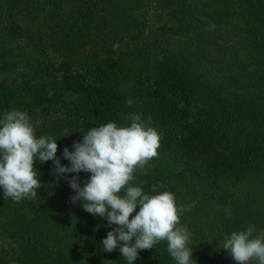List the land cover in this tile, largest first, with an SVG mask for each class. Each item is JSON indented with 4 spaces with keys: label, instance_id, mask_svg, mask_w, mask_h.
<instances>
[{
    "label": "trees",
    "instance_id": "1",
    "mask_svg": "<svg viewBox=\"0 0 264 264\" xmlns=\"http://www.w3.org/2000/svg\"><path fill=\"white\" fill-rule=\"evenodd\" d=\"M193 1L167 0L165 6L177 10ZM149 3L0 0V118L7 111H26L37 137L55 138L57 157L70 167L63 150L74 151V138L82 141L88 130L108 122L127 125L129 121L121 113L136 112L158 131V153L167 166L171 160L185 166L182 175L190 190L223 177H261L264 132L246 130L233 135L234 113L226 116L224 107L236 98L233 84L245 64L229 66L227 75L214 74L200 63L146 54L136 39L134 52L112 45L104 46L103 54L94 47L87 49L90 26L98 13L101 20L96 24L110 20L128 24L135 21L128 19L134 9ZM247 3V16L242 17L247 21L241 40L243 58L264 60V0ZM211 5L218 16L230 12L224 6ZM80 10L85 14L80 22L63 17L68 11ZM118 31L113 29L115 34ZM101 35L104 40L111 38L109 33ZM129 99L132 106L127 105ZM35 166L42 182L35 199L14 202L5 199L0 188V227L10 232L18 264H107L102 241L112 230L108 222L86 212L82 201L71 202L66 192L72 197L75 191L63 177L57 181L51 174L52 161L41 164L37 160ZM76 175L83 187L86 173L65 174L69 179ZM159 175L144 176L145 194L168 191L172 179ZM154 185L157 193L152 192ZM158 246L141 250L136 264H168L161 261L167 253Z\"/></svg>",
    "mask_w": 264,
    "mask_h": 264
},
{
    "label": "rangeland",
    "instance_id": "2",
    "mask_svg": "<svg viewBox=\"0 0 264 264\" xmlns=\"http://www.w3.org/2000/svg\"><path fill=\"white\" fill-rule=\"evenodd\" d=\"M166 2L150 0L146 6L139 4L132 17L128 18L135 21L129 20L128 24L126 21L111 20L96 24L101 20V13H98L90 26L93 30L87 49L94 47L103 54V47L112 45L124 52H134L137 40L146 54L159 55L162 60L200 63L214 74L227 75L229 66L241 67L245 64L233 84V91L238 93L232 96L236 98L233 97L224 106L226 116L234 113L233 135L246 130L264 132V60H245L242 53L241 40L246 35L244 29L247 25L242 17L247 16V0H194L177 10L173 6H165ZM211 4L224 6L230 12L218 16ZM63 17L80 22L85 14L82 10L68 11ZM214 17L221 19L219 21ZM137 22H140L138 28ZM115 27L120 30L117 34L113 32ZM101 32L109 33L111 38L104 40ZM96 33L99 35L96 36ZM241 122L247 123V126H242ZM76 141L80 138H74L73 144ZM169 165L158 155L143 172H137L134 185L142 187L144 176L148 174L171 178L168 191L176 196L177 205L182 208L181 223L191 233L189 246L193 247L195 264H235L227 250L218 246L219 240L249 226H255L254 235L264 230V175L242 179L223 177L218 182H208L201 187L197 185L190 190L184 180L186 176L182 175L186 174L185 166L172 160ZM89 177L90 173H86L85 179ZM66 195L71 198V193L66 192ZM8 235L10 232L0 227V264H18L17 250ZM158 245L159 251L167 253L161 261L175 264L167 251V242ZM107 255V264H125L119 249Z\"/></svg>",
    "mask_w": 264,
    "mask_h": 264
},
{
    "label": "clouds",
    "instance_id": "3",
    "mask_svg": "<svg viewBox=\"0 0 264 264\" xmlns=\"http://www.w3.org/2000/svg\"><path fill=\"white\" fill-rule=\"evenodd\" d=\"M127 105L132 106L133 101L129 99ZM121 117L130 123L93 127L83 134L82 141L74 142V151L65 147L63 156L69 167L57 157L55 138L37 137L26 111L5 112L0 118V188L5 199H35L42 184L36 162L52 161L51 174L57 181L63 177L75 191L71 202L82 201L86 212L103 217L112 228L102 241L103 251L119 249L127 264H136L141 250L154 249L166 241L175 264H195L193 247L189 246L191 233L181 223L182 208L176 196L170 191L157 193L155 185L152 192L157 194H145L133 183L137 172H143L159 155L158 131L142 114L121 113ZM80 172L90 173L83 187L79 175L65 176ZM255 232V226L233 231L220 239L218 246L227 250L235 264H264V230L259 235Z\"/></svg>",
    "mask_w": 264,
    "mask_h": 264
}]
</instances>
